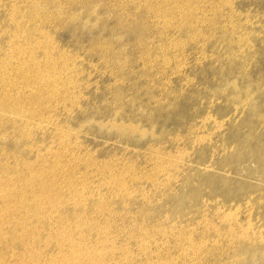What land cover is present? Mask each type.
Masks as SVG:
<instances>
[{
  "label": "rangeland",
  "instance_id": "1",
  "mask_svg": "<svg viewBox=\"0 0 264 264\" xmlns=\"http://www.w3.org/2000/svg\"><path fill=\"white\" fill-rule=\"evenodd\" d=\"M91 1L0 0V182L18 172L45 178L60 199L52 210L27 211L12 239L0 241V264L35 250L33 264H70L61 259L69 246L81 249L75 264H88L86 257L95 264H264V0ZM116 19L132 32L118 30Z\"/></svg>",
  "mask_w": 264,
  "mask_h": 264
},
{
  "label": "bare ground",
  "instance_id": "2",
  "mask_svg": "<svg viewBox=\"0 0 264 264\" xmlns=\"http://www.w3.org/2000/svg\"><path fill=\"white\" fill-rule=\"evenodd\" d=\"M3 1V0H2ZM44 1V0H43ZM47 1V0H46ZM50 1V0H49ZM91 1V0H90ZM94 1V0H93ZM96 1V0H95ZM94 1V2H95ZM176 1V0H175ZM235 1V0H234ZM242 1V0H241ZM61 2V1H60ZM79 2V1H78ZM92 2V1H91ZM121 2H122V4H123V0H121ZM128 2V1H127ZM126 2V3H127ZM142 2V1H141ZM145 2V1H144ZM179 2V1H178ZM177 2V3H178ZM221 2V1H220ZM228 2H229V0H228ZM12 3V2H11ZM48 3V2H47ZM63 3H65V2H63ZM97 3V2H96ZM138 3L139 4H142V3H140L139 2V0H138ZM196 3V2H195ZM219 3V2H218ZM224 3V2H223ZM234 3V2H233ZM48 4H51L50 2L48 3ZM53 4V3H52ZM59 4V3H58ZM90 4V3H89ZM114 4V3H113ZM117 4V3H116ZM119 4V3H118ZM130 4V3H129ZM136 4V3H135ZM180 4V3H179ZM185 4V3H184ZM187 4V3H186ZM185 4V5H186ZM235 4V3H234ZM5 5V4H4ZM65 5V4H64ZM86 5V4H85ZM228 5H229V3H228ZM233 5V4H232ZM10 6V5H9ZM30 6V5H29ZM45 6V5H44ZM46 6H48V5H46ZM51 6V5H50ZM82 6H84V5H82ZM119 6V5H118ZM122 6V5H121ZM126 6V5H125ZM145 6V5H144ZM215 6V5H214ZM223 6V5H222ZM242 6V5H241ZM31 7V6H30ZM33 7V6H32ZM65 7V6H64ZM111 7V6H110ZM113 7V6H112ZM123 7H124V5H123ZM127 7V6H126ZM136 7V6H135ZM191 7V6H190ZM210 7H212V6H210ZM227 7V6H226ZM231 7V6H230ZM233 7H235L234 5H233ZM49 8V7H48ZM52 8H53V6H52ZM116 8V7H115ZM114 8V9H115ZM141 8V7H140ZM26 9V8H25ZM45 9V8H44ZM193 9V8H192ZM205 9V8H204ZM232 9V8H231ZM12 10H13V8H12ZM52 10V9H51ZM68 10V9H67ZM109 10V9H108ZM107 10V11H108ZM124 10V9H123ZM135 10V9H134ZM187 10V9H186ZM243 10V9H242ZM19 11V10H18ZM65 11V10H64ZM110 11H112V9L110 10ZM147 12L148 11H150V12H153V10H146ZM208 11V10H207ZM206 11V13H208ZM212 11V10H211ZM222 11H223V9H222ZM229 11V10H228ZM232 11V10H231ZM236 11V10H235ZM239 11V10H238ZM247 11V10H246ZM10 12H12V11H10ZM15 12V11H14ZM13 12V13H14ZM30 12V11H29ZM105 12V11H104ZM122 12V11H121ZM127 12V11H126ZM191 12V11H190ZM210 12V11H209ZM218 12V11H217ZM220 12V11H219ZM226 12V11H225ZM230 12V11H229ZM240 12V11H239ZM251 12V11H250ZM54 13V12H53ZM119 13V12H118ZM129 13V12H128ZM127 13V14H128ZM134 13V12H133ZM154 13H155V11H154ZM173 13V12H172ZM175 13V12H174ZM174 13H173V15H171V17H174L175 15H174ZM220 13H222V12H220ZM228 13V12H227ZM227 13L225 14V16L224 17H226L227 16ZM232 13H235L234 11L232 12ZM237 13V12H236ZM244 13H245V10H244ZM115 14V13H114ZM135 14V13H134ZM150 14V13H149ZM169 14V13H168ZM177 14V13H176ZM188 14V13H187ZM195 14V13H194ZM193 14V15H194ZM201 14V13H200ZM243 14V13H242ZM130 15V14H129ZM190 15V14H189ZM201 15H203V14H201ZM229 15V14H228ZM236 15V14H235ZM238 15V14H237ZM244 15V14H243ZM242 15V16H243ZM251 15V14H250ZM249 15V16H250ZM115 16V15H114ZM134 16V15H133ZM184 16V15H183ZM205 16V15H204ZM222 15H220V17H221ZM232 16V15H231ZM241 16V15H240ZM246 16V15H245ZM9 17H11V16H9ZM29 17H30V15H29ZM36 17V16H35ZM41 17V16H40ZM43 17V16H42ZM68 17V16H67ZM117 17H118V14H117ZM121 17V16H120ZM147 17V16H146ZM145 17V18H146ZM168 17V16H167ZM171 17H169L170 19H171ZM186 17H187V15H186ZM194 17H196V16H194ZM199 17V16H198ZM211 17V16H210ZM214 17V16H213ZM215 17H216V15H215ZM214 17V18H215ZM47 18V17H46ZM111 18H113V17H111ZM116 18V17H115ZM126 18V17H125ZM130 18H132V15L130 16ZM150 18V17H149ZM157 18V17H156ZM159 18V17H158ZM168 18V19H169ZM174 18H176V17H174ZM204 18V17H203ZM209 18V17H208ZM212 18V17H211ZM218 18H219V16H218ZM218 18H217V22L219 21V20H221V19H219L218 20ZM227 18V17H226ZM238 18V17H237ZM242 18V17H241ZM262 18H263V16H262ZM19 19V18H18ZM28 19V21H30L29 20V18H27ZM38 19V18H37ZM122 20L124 19V18H121ZM120 19V20H121ZM135 19V18H134ZM193 19H195V18H193ZM201 19V18H200ZM210 19V18H209ZM213 19V18H212ZM211 19V20H212ZM216 19V18H215ZM231 20H232V18H230ZM229 19V20H230ZM240 19V18H239ZM238 19V20H239ZM20 20V19H19ZM50 20V19H49ZM67 20V19H66ZM125 20V19H124ZM123 20V21H124ZM143 20V19H142ZM147 20V19H146ZM158 20V19H157ZM182 20V19H181ZM184 20V19H183ZM205 20V19H204ZM226 20V19H225ZM247 20H248V18H247ZM247 20H246V22H247ZM257 20V19H256ZM17 21V20H16ZM126 21V20H125ZM166 21V20H165ZM189 21V20H188ZM187 21V22H188ZM233 21V20H232ZM258 21H260V20H258ZM17 22H19V21H17ZM31 22V21H30ZM33 22V21H32ZM44 22H46V21H44ZM50 22V21H49ZM72 22V21H71ZM128 22V21H127ZM143 22V21H142ZM141 22V23H142ZM159 22V21H158ZM162 22V21H161ZM164 22V21H163ZM173 22V21H172ZM175 22V21H174ZM173 22V23H174ZM191 22V21H190ZM197 22V21H196ZM212 22H214V21H212ZM238 22V21H237ZM241 22V21H240ZM245 22V21H244ZM264 22V21H263ZM23 23H25L24 21H23ZM124 23V22H123ZM122 23V24H123ZM147 23V22H146ZM170 23V22H169ZM172 23V24H173ZM175 23H177V22H175ZM179 23V22H178ZM177 23V24H178ZM181 23V22H180ZM234 23V22H233ZM249 23V22H248ZM257 23V22H256ZM19 24V23H18ZM36 24V23H35ZM38 24H39V22H38ZM41 24V23H40ZM68 24V23H67ZM115 24L116 25H118L117 27L119 28L118 30H122V32H123V30L124 31H131L130 30V24L129 23H125V25H121V23H120V21L119 20H117L116 19V21H115ZM132 24V23H131ZM151 24H153V22L151 23ZM156 24V25H155ZM171 24V23H170ZM188 24V23H187ZM195 24V23H194ZM214 24H217L216 22L214 23ZM224 24H226V23H224ZM236 24V23H235ZM239 24H241V23H238V25ZM251 24V23H250ZM254 24V23H253ZM259 24V23H258ZM257 24V25H258ZM24 25V24H23ZM28 25V24H27ZM45 25V24H44ZM113 25H114V23H113ZM143 25V24H142ZM142 25L138 22V23H136V25L135 26H138L137 27V29L138 30H140V28L142 27ZM166 26H167V24H165ZM182 25V24H181ZM185 25V24H184ZM196 25V24H195ZM197 25H198V22H197ZM203 25V24H202ZM222 25V24H221ZM232 26H233V24H231ZM230 25V26H231ZM67 26V25H66ZM69 26V25H68ZM74 26V25H73ZM144 26V25H143ZM154 26H157V23H154ZM169 26V25H168ZM173 26V25H172ZM175 26H178V25H175ZM201 26V25H200ZM209 26V25H208ZM211 26V25H210ZM214 26V25H213ZM220 26V25H219ZM248 25H246V27H247ZM111 27V26H110ZM109 27V28H110ZM132 27V26H131ZM161 27V26H160ZM171 27V26H170ZM182 28H183V26H181ZM180 27V28H181ZM196 27V26H195ZM215 27V26H214ZM220 27H222V26H220ZM225 26L223 25V28H224ZM235 27V26H234ZM233 27V28H234ZM236 27H241V26H236ZM245 27V28H246ZM263 27V26H262ZM65 28V27H64ZM74 28V27H73ZM143 29H145V27H142ZM152 28V27H151ZM159 28V27H158ZM157 28V29H158ZM166 28V27H165ZM178 28V27H177ZM185 28V27H184ZM190 28V27H189ZM193 28V27H192ZM202 28V27H201ZM216 28V27H215ZM222 28V29H223ZM259 28H261V26H259ZM0 29H1V27H0ZM23 29V28H22ZM41 29V28H40ZM111 29H112V27H111ZM113 29H114V27H113ZM147 29H148V27H147ZM146 29V30H147ZM162 30L163 28L161 27V28H159V30ZM167 29V28H166ZM172 29H173V27H172ZM187 29V28H186ZM197 29H198V27H197ZM207 29V28H206ZM211 29V28H210ZM226 29V28H225ZM224 29V30H225ZM236 29V28H235ZM239 29V28H238ZM251 29V28H250ZM258 29V28H257ZM256 29V30H257ZM17 30V29H16ZM25 30H28V29H25ZM29 30H30V28H29ZM107 30V29H106ZM149 30V29H148ZM175 30H176V27H175ZM202 30V29H201ZM219 30V29H218ZM217 30V31H218ZM13 31V30H12ZM33 31V30H32ZM58 31V30H57ZM195 31V30H194ZM198 31H199V29H198ZM210 31V30H209ZM215 31H216V29H215ZM220 31H222V30H220ZM232 31V30H231ZM235 31H237V30H235ZM254 31V30H253ZM14 32H15V29H14ZM29 32V31H28ZM27 32V33H28ZM116 32V31H115ZM132 32V31H131ZM135 33H136V31H134ZM139 32V31H138ZM138 32H137V34H138ZM141 32V31H140ZM148 32V31H147ZM159 32V31H158ZM161 32V31H160ZM178 32V31H177ZM195 32H197V31H195ZM201 32V31H200ZM202 32H203V30H202ZM224 32V31H223ZM227 32H228V30H227ZM258 32H259V30H258ZM23 33V32H22ZM106 33V32H105ZM117 33V32H116ZM128 33V32H127ZM135 33H134V35H135ZM156 33V32H155ZM164 33V32H163ZM166 33V32H165ZM189 33H190V31H189ZM210 33H211V31H210ZM229 33V32H228ZM248 33H249V31H248ZM31 34V33H30ZM177 34V33H176ZM192 34V33H191ZM218 34V33H217ZM222 34H224V33H222ZM235 34V33H234ZM240 33H238V35H239ZM253 34H255V32L253 33ZM259 34V33H258ZM262 34H264V33H262ZM34 35V34H33ZM124 35V34H123ZM154 35V34H153ZM161 35V34H160ZM159 35V36H160ZM163 35V34H162ZM161 35V36H162ZM167 35V34H166ZM179 35V34H178ZM195 35H196V33H195ZM236 35V34H235ZM248 35V34H247ZM250 35H252V34H250ZM249 35V36H250ZM23 36V35H22ZM29 36H32V35H29ZM125 36V35H124ZM133 36V35H132ZM142 36V35H141ZM140 36V37H141ZM160 36V37H161ZM171 36V35H170ZM207 36V35H206ZM205 36V37H206ZM210 36V35H209ZM209 36H208V38H209ZM232 36V35H231ZM261 36V35H260ZM18 37V36H17ZM139 37V38H140ZM145 37V36H144ZM150 37V36H149ZM178 37V36H177ZM197 37V36H196ZM215 37V36H214ZM219 37H221V34H220V36ZM227 37V36H226ZM256 37V36H255ZM10 38V37H9ZM27 38V37H26ZM130 38V37H129ZM135 38H137V37H135ZM186 38V37H185ZM188 38V37H187ZM201 38H202V36H201ZM211 38H212V35H211ZM224 38V37H223ZM232 38V37H231ZM234 38V37H233ZM142 39L143 38H141V40L140 41H142ZM148 39V38H147ZM153 39H155L154 37H153ZM152 39V40H153ZM159 39V38H158ZM171 39H172V37H171ZM175 39V38H174ZM215 39V38H214ZM222 39V38H221ZM239 39V38H238ZM245 39V38H244ZM243 39V40H244ZM135 40V39H134ZM145 40V39H144ZM161 40V39H160ZM165 40H167L166 38H165ZM176 40V39H175ZM180 40V37H179V39L178 40H176L177 41V43H178V41ZM192 40V39H191ZM195 40V39H194ZM197 40V39H196ZM203 40V39H202ZM201 40V41H202ZM216 40V39H215ZM218 40V39H217ZM217 40H216V42H217ZM229 40V39H228ZM261 40H262V38H261ZM260 40V41H261ZM264 40V39H263ZM33 41V40H32ZM102 41V40H101ZM147 41V40H146ZM150 41V40H149ZM149 41H147V42H149ZM182 41V40H181ZM189 40H187V42H188ZM198 41V40H197ZM210 41H211V39H210ZM224 41V40H223ZM229 41H231V40H229ZM241 41V40H240ZM21 42V41H20ZM26 42V41H25ZM30 42V41H29ZM99 42V41H98ZM116 42V41H115ZM136 42H138V41H136ZM143 42V41H142ZM159 42V41H158ZM158 42H157V44L156 45H158ZM168 42V41H167ZM167 42H165V43H167ZM170 42V41H169ZM183 42V41H182ZM203 42H205V41H203ZM220 42V41H219ZM225 42V41H224ZM250 42V41H249ZM11 43V42H10ZM19 43V42H18ZM134 43V42H133ZM144 43V42H143ZM160 43V42H159ZM175 43V42H174ZM194 43V42H193ZM195 43H196V41H195ZM242 43V42H241ZM20 44V43H19ZM22 44V43H21ZM33 44V43H32ZM128 44V43H127ZM173 44V43H172ZM182 44V43H181ZM184 44V43H183ZM186 44V43H185ZM201 44V43H200ZM221 44V43H220ZM226 44V43H225ZM229 44V43H228ZM227 44V45H228ZM259 44V43H258ZM31 45V44H30ZM41 45V44H40ZM103 45V44H102ZM115 45H117V44H115ZM124 45V44H123ZM136 45V44H135ZM155 45V44H154ZM168 45H170V44H168ZM175 44H173V46H174ZM176 45H178V44H176ZM202 45V44H201ZM203 45H204V43H203ZM208 45V44H207ZM230 45H231V43H230ZM48 46V45H47ZM130 46H131V44H130ZM129 46V47H130ZM134 46V45H133ZM140 46H142V45H140ZM148 46V45H147ZM146 45H145V47H147ZM161 46V45H160ZM184 46V45H183ZM236 46H237V44H236ZM247 46V45H246ZM251 46V45H250ZM264 46V45H263ZM32 47V46H31ZM101 47V46H100ZM111 47H113V46H111ZM119 47V46H118ZM120 47H122V46H120ZM128 47V48H129ZM144 47V46H143ZM144 47V48H145ZM150 47V46H149ZM172 47V46H171ZM198 47V46H197ZM232 47V46H231ZM248 47V46H247ZM8 48V47H7ZM27 48H29V47H27ZM95 48H96V46H95ZM135 48H137L136 46H135ZM134 48V49H135ZM159 48V47H158ZM173 48V47H172ZM234 48V47H233ZM242 48V47H241ZM261 48V47H260ZM51 49V48H50ZM66 49V48H65ZM100 49V48H99ZM118 49V48H117ZM132 49V48H131ZM150 49V48H149ZM183 49V48H182ZM214 49V48H213ZM229 49V48H228ZM231 49V48H230ZM1 50V49H0ZM15 50V49H14ZM93 50V49H92ZM96 50V49H95ZM159 50V49H158ZM165 50V49H164ZM177 50V49H176ZM196 50V49H195ZM220 50V49H219ZM242 50V49H241ZM244 50V49H243ZM249 50H251V49H249ZM253 50V49H252ZM259 50V49H258ZM262 50V49H261ZM260 50V51H261ZM22 52H23V50H21ZM65 51V50H64ZM146 51V50H145ZM149 51V50H148ZM155 51H156V49H155ZM168 51V50H167ZM175 51V50H174ZM178 51V50H177ZM184 51H186V50H184ZM202 51V50H201ZM204 51H206V50H204ZM213 51V50H212ZM211 51V52H212ZM248 51V50H247ZM28 52V51H27ZM69 52V51H68ZM108 52H110V50L108 51ZM144 52V51H143ZM142 52V53H143ZM147 52V51H146ZM151 52V51H150ZM153 52V54H154V51H152ZM161 52V51H160ZM159 52V53H160ZM165 52V51H164ZM210 52V51H209ZM264 52V51H263ZM12 53V52H11ZM15 53V52H14ZM94 53V52H93ZM98 53V52H97ZM117 53V52H116ZM130 53V52H129ZM133 53V52H132ZM141 53V52H140ZM141 53V54H142ZM148 53V52H147ZM146 53V54H147ZM156 53V52H155ZM162 53H163V51H162ZM168 53V52H167ZM174 53V52H173ZM183 53V52H182ZM196 53H197V50H196ZM213 53H215V52H213ZM220 53V52H219ZM226 53H227V49H226ZM249 53V52H248ZM255 53V52H254ZM8 54V53H7ZM72 54V53H71ZM151 54V53H150ZM172 54V53H171ZM178 54V53H177ZM181 54V53H180ZM186 54V53H185ZM201 54V53H200ZM208 54V53H207ZM215 54H217V53H215ZM228 54V53H227ZM231 54V53H230ZM263 54V53H262ZM5 55H6V53H5ZM34 55V54H33ZM39 55V54H38ZM143 55V54H142ZM145 55V54H144ZM225 55V54H224ZM237 55V54H236ZM239 55V54H238ZM27 56V55H26ZM77 56V55H76ZM151 56V55H150ZM168 56V55H167ZM166 56V57H167ZM190 56V55H189ZM205 56V55H204ZM230 56V55H229ZM233 56V55H232ZM240 56V55H239ZM249 56V55H248ZM251 56V55H250ZM258 56V55H257ZM81 57V56H80ZM138 57H139V54H138ZM141 57V56H140ZM140 57H139V61H140ZM155 57V56H154ZM157 57H159V56H157ZM206 57V56H205ZM261 57V56H260ZM83 58V57H82ZM156 58V57H155ZM174 58V57H173ZM181 58V57H180ZM189 58V57H188ZM202 58V57H201ZM211 58H213V56L211 57ZM225 58H226V55H225ZM230 58V57H229ZM239 58V57H238ZM253 58V57H252ZM255 58V57H254ZM253 58V59H254ZM18 59H20V58H18ZM65 59H67V58H65ZM148 59V58H147ZM150 59V58H149ZM168 59V58H167ZM166 59V60H167ZM171 59V57L169 58V60ZM207 59V58H206ZM245 59V58H244ZM257 59V58H256ZM21 60V59H20ZM47 60V59H46ZM101 60V59H100ZM128 60V59H127ZM158 60V59H157ZM180 60H182V59H180ZM229 60V59H228ZM246 60V59H245ZM13 61V60H12ZM11 61V62H12ZM29 61H31V60H29ZM68 61V60H67ZM73 61V60H72ZM89 61V60H88ZM92 61V60H91ZM98 61V60H97ZM146 61V60H145ZM255 61V60H254ZM257 61H259L258 59H257ZM256 61V62H257ZM10 62V63H11ZM22 62V61H21ZM129 62V61H128ZM152 62V61H151ZM172 62V61H171ZM217 62V61H216ZM246 62V61H245ZM48 63V62H47ZM94 63V62H93ZM137 63V62H136ZM145 63V62H144ZM147 63V62H146ZM173 63H175V62H173ZM247 63V62H246ZM9 64V63H8ZM20 64H22V63H20ZM82 64V63H81ZM100 64V63H99ZM105 64V63H104ZM131 64V63H130ZM133 64V63H132ZM147 64H149V63H147ZM181 64V63H180ZM254 64V63H253ZM74 65H75V62H74ZM94 65V64H93ZM138 65V64H137ZM168 65V64H167ZM176 65V64H175ZM185 65V64H184ZM196 65V64H195ZM5 66V65H4ZM14 66V64L12 65V67ZM17 66H18V64H17ZM131 66V65H130ZM134 66V65H133ZM143 66H144V64H143ZM197 66V65H196ZM210 66V65H209ZM251 66V65H250ZM81 67V66H80ZM168 67V66H167ZM252 67V66H251ZM262 67V66H261ZM57 68V67H56ZM74 68V67H73ZM144 68H145V66H144ZM242 68V67H241ZM9 69V68H8ZM106 69V68H105ZM109 69V68H108ZM107 69V70H108ZM134 69V68H133ZM146 69V68H145ZM244 69H245V67H244ZM6 70V69H5ZM14 71H15V69H13ZM18 70V69H17ZM23 70V69H22ZM57 70V69H56ZM97 70V69H96ZM100 70V69H99ZM103 70V69H102ZM112 70V69H111ZM114 70H116L115 68H114ZM131 70V69H130ZM246 70V69H245ZM2 71V70H1ZM10 71V70H9ZM77 71V70H76ZM91 71H92V68H91ZM143 71V70H142ZM231 71V70H230ZM11 73H12V71H10ZM9 72V73H10ZM16 72V71H15ZM57 72V71H56ZM71 72H72V70H71ZM70 72V73H71ZM119 72V71H118ZM127 72V71H126ZM140 72V71H139ZM147 72V71H146ZM167 72V71H166ZM179 72V71H178ZM177 72V73H178ZM222 72V71H221ZM246 72V71H245ZM1 73V72H0ZM10 73V74H11ZM17 74H18V72H16ZM73 73V72H72ZM95 73V72H94ZM135 73V72H134ZM252 73V72H251ZM21 74V73H20ZM22 74H24L23 72H22ZM21 74V75H22ZM51 74V73H50ZM88 74H90V73H88ZM132 74V73H131ZM138 74H141V73H138ZM145 74H147V73H145ZM162 74V73H161ZM14 75V74H13ZM55 75V74H54ZM71 75H73V74H71ZM112 75V74H111ZM116 75H117V73H116ZM127 75V74H126ZM136 75V74H135ZM144 75V74H143ZM142 75V76H143ZM165 75H166V73H165ZM184 75H185V73H184ZM183 75V76H184ZM8 76V74H6V77ZM12 76V75H11ZM25 76V75H24ZM42 77L43 76H45V75H41ZM48 76V75H47ZM159 76V75H158ZM169 76V75H168ZM177 76V75H176ZM196 76V75H195ZM224 76V75H223ZM10 77V76H9ZM16 77V76H15ZM15 77H14V79H15ZM71 77V76H70ZM126 77V76H125ZM148 77V76H147ZM146 77V78H147ZM187 77H189V76H187ZM3 78V77H2ZM5 78V77H4ZM8 78V77H7ZM28 78V80H29V77H27ZM6 79V78H5ZM59 79V78H58ZM116 79V78H115ZM125 79V78H124ZM169 79V78H168ZM172 79H175V78H172ZM214 79V78H213ZM3 80V79H2ZM1 80V81H2ZM9 80H10V78H9ZM13 80V79H12ZM18 80V79H17ZM38 80V79H37ZM40 80V79H39ZM43 80H45V78L43 77ZM50 80V79H49ZM54 80V79H53ZM69 80H71V78H69ZM76 80V79H75ZM91 80V79H90ZM152 80V79H151ZM170 80V79H169ZM190 80V79H189ZM215 80V79H214ZM0 81V82H1ZM4 81V80H3ZM14 81V80H13ZM25 81V80H24ZM30 81V80H29ZM41 81V80H40ZM48 81V80H47ZM68 81V80H67ZM81 81V80H80ZM117 81V80H116ZM122 81V80H121ZM120 81V82H121ZM124 81V80H123ZM122 81V82H123ZM166 81V80H165ZM183 81H185V80H183ZM6 82V81H5ZM9 82V81H8ZM33 82V81H32ZM44 82V81H43ZM53 82V81H52ZM69 82V81H68ZM67 82V83H68ZM88 82H89V80H88ZM115 82V81H114ZM154 82V81H153ZM192 82V81H191ZM7 83V82H6ZM11 83V82H10ZM17 82H15V84H16ZM47 83V82H46ZM45 83V84H46ZM56 83V82H55ZM67 83L65 84V85H67ZM70 83V82H69ZM118 83V82H117ZM116 83V84H117ZM186 83V82H185ZM236 83V82H235ZM1 84H2V82H1ZM14 84V83H13ZM14 84V85H15ZM25 84V83H24ZM23 84V85H24ZM29 84H31V82L29 83ZM73 84H74V82H73ZM152 84V83H151ZM191 84V83H190ZM22 85V86H23ZM44 85V84H43ZM43 85H41V86H43ZM51 85H53V84H51ZM50 85V86H51ZM56 85V84H55ZM201 85H203V84H201ZM13 86V85H12ZM15 86H17V85H15ZM20 85L18 84V87H19ZM22 86H20V87H22ZM37 86V85H36ZM39 86V85H38ZM182 86V85H181ZM5 87V86H4ZM7 87V86H6ZM14 87V86H13ZM33 87V86H32ZM32 87H31V89H32ZM45 87V86H44ZM54 87V86H53ZM63 87H65L64 85H63ZM81 87V86H80ZM97 87V86H96ZM145 87H146V85H145ZM147 87H148V85H147ZM165 87V86H164ZM185 87H187V86H185ZM203 87V86H202ZM206 87V86H205ZM204 87V88H205ZM249 87H250V85H249ZM12 88V87H11ZM36 88V87H35ZM41 88V87H40ZM48 88V87H47ZM61 88V87H60ZM70 88V87H69ZM109 88H110V86H109ZM140 88V87H139ZM158 88V87H157ZM201 88V87H200ZM247 88V87H246ZM8 89V88H7ZM19 89V88H18ZM25 89V88H24ZM38 89V88H37ZM75 89V88H74ZM195 89V88H194ZM197 89V88H196ZM2 90H3V88H2ZM36 90V89H35ZM34 90V91H35ZM69 90V89H68ZM146 90V89H145ZM216 90V89H215ZM214 90V91H215ZM219 90H221V89H219ZM0 91H1V88H0ZM9 91V90H8ZM19 91H20V89H19ZM23 91V90H22ZM34 91H32V92H34ZM58 91V90H57ZM83 91V90H82ZM141 91V90H140ZM139 91V92H140ZM148 91H150V90H148ZM171 91V90H170ZM196 91V90H195ZM240 91V90H239ZM242 91V90H241ZM4 92V91H3ZM31 92V91H30ZM40 92V91H39ZM47 92H48V89H47ZM76 92V91H75ZM121 92V91H120ZM146 92V91H145ZM245 92H246V90H245ZM1 93V92H0ZM23 93H25V92H23ZM112 93V92H111ZM137 93H138V91H137ZM199 93V92H198ZM216 92H214V94H215ZM254 93V92H253ZM3 94V93H2ZM8 94V93H7ZM12 94V93H11ZM21 94V93H20ZM27 94V93H26ZM41 94V93H40ZM74 94V93H73ZM148 94H149V92H148ZM152 94V93H151ZM161 94V93H160ZM248 94V93H247ZM13 95V94H12ZM16 95V94H15ZM44 95V94H43ZM114 95V94H113ZM123 95V94H122ZM162 95V94H161ZM160 95V96H161ZM232 95V94H231ZM8 96V95H7ZM10 96V95H9ZM17 96V95H16ZM21 96V95H20ZM159 96V95H158ZM246 96V95H245ZM5 97V96H4ZM12 97V96H11ZM25 97H26V95H25ZM42 97V96H41ZM116 98H118L117 96H115ZM254 97V96H253ZM32 98V97H31ZM141 98V97H140ZM157 98V97H156ZM230 98H232V97H230ZM250 98H251V96H250ZM1 99V98H0ZM7 99H8V97H7ZM19 99H21V98H19ZM26 99V98H25ZM35 99H36V97H35ZM46 99V98H45ZM70 99V98H69ZM69 99H68V101H69ZM78 99V98H77ZM89 99V98H88ZM87 99V100H88ZM126 99V98H125ZM139 99V98H138ZM165 99H167V98H165ZM235 99H237V98H235ZM239 100H240V98H238ZM4 99H2V101H3ZM31 100V99H30ZM66 100V99H65ZM122 100V99H121ZM148 100V99H147ZM150 100H153V99H150ZM248 100H249V98H248ZM10 101V100H9ZM14 101H16V98H15V100ZM33 101V100H32ZM52 101V100H51ZM81 101V100H80ZM136 101H137V99H136ZM229 101V100H228ZM243 101V100H242ZM250 101V100H249ZM248 101V102H249ZM7 102V101H6ZM12 102V100L10 101V103ZM31 102V101H30ZM89 102V101H88ZM119 102V101H118ZM147 102V101H146ZM145 102V103H146ZM155 102V101H154ZM153 102V103H154ZM244 102V101H243ZM251 102V101H250ZM257 102V101H256ZM255 102V103H256ZM17 103V102H16ZM14 104V106L15 105H18V104ZM43 103V102H42ZM142 103H144V102H142ZM144 103V104H145ZM148 103V102H147ZM3 104H4V102H3ZM2 103L0 104V107L3 105ZM31 104V103H30ZM33 104V103H32ZM71 104V103H70ZM78 104H80V103H78ZM115 104V103H114ZM136 104V103H135ZM135 104H133V105H135ZM151 104V103H150ZM154 104H156V103H154ZM158 104V103H157ZM232 104H233V101H232ZM240 104H242V103H240ZM13 105V104H12ZM19 105H21V104H19ZM18 105V106H19ZM28 106H29V103L27 104ZM120 105V104H119ZM121 105H123V104H121ZM132 105V106H133ZM173 104H171V106H172ZM22 106V105H21ZM71 106V105H70ZM81 106V105H80ZM140 106V105H139ZM155 106V105H154ZM170 106V105H169ZM3 107V106H2ZM10 106L8 105V107H6L7 109L9 108ZM12 107V106H11ZM23 107V106H22ZM21 107V108H22ZM137 107H138V105H137ZM158 107V106H157ZM12 108H14V107H12ZM20 108V109H21ZM28 108V107H27ZM47 108V107H46ZM69 108V107H68ZM141 108H142V105H141ZM145 108H148L149 109V107H146L145 106ZM257 108V107H256ZM70 109V108H69ZM80 109V108H79ZM84 109V108H83ZM133 108H131L130 109V111L132 110ZM155 109H157L156 107H155ZM161 109H163V107L161 108ZM254 109H255V107H254ZM11 110V109H10ZM16 110V109H15ZM27 110H29V109H27ZM150 110V109H149ZM4 111V110H3ZM25 111V110H24ZM24 111H23V113H24ZM34 111V110H33ZM32 111V112H33ZM115 111V110H114ZM133 111V110H132ZM8 112V111H7ZM26 112V111H25ZM31 112V113H32ZM137 112V111H136ZM135 112V113H136ZM147 112V111H146ZM145 112V113H146ZM11 113V112H10ZM60 113V112H59ZM58 113V114H59ZM86 113V112H85ZM147 113H149V112H147ZM0 114H1V112H0ZM22 114V113H21ZM25 114V113H24ZM33 114V113H32ZM139 114V113H138ZM143 114V113H142ZM208 114V113H207ZM8 115V114H7ZM27 115V114H26ZM31 115V114H30ZM152 115H153V113H152ZM206 115V114H205ZM209 115V114H208ZM210 115H211V113H210ZM6 116V115H5ZM24 116V115H23ZM22 116V117H23ZM36 116V115H35ZM61 116V115H60ZM114 116V115H113ZM138 116V115H137ZM20 117H21V115H20ZM65 117V116H64ZM24 118V117H23ZM26 118V117H25ZM151 118V117H150ZM207 118V117H206ZM8 119V118H7ZM13 119V118H12ZM21 119V118H20ZM67 119V118H66ZM104 119V118H103ZM106 119H108V118H106ZM122 119V118H121ZM207 119H209V118H207ZM14 121H15V119H13ZM26 120H27V118H26ZM26 120H25V122H26ZM50 120V119H49ZM124 120V119H123ZM130 119H128V121H129ZM200 120V119H199ZM201 120H203V119H201ZM215 120V119H214ZM237 120V119H236ZM11 120H9V122H10ZM23 121V120H22ZM57 121V120H56ZM111 121V120H110ZM134 121V120H133ZM136 121V120H135ZM6 122V121H5ZM58 122V121H57ZM66 122V121H65ZM132 122V121H131ZM22 123V122H21ZM49 123V122H48ZM105 123V122H104ZM122 123V122H121ZM130 123V122H129ZM12 124H14L15 125V123L13 122ZM29 124V123H28ZM58 124V123H57ZM56 124V125H57ZM62 124V123H61ZM60 124V125H61ZM64 124V123H63ZM102 124V123H101ZM195 124V123H194ZM2 125V124H1ZM13 125V126H14ZM21 125V124H20ZM32 125V124H31ZM68 125V124H67ZM125 125V124H124ZM156 125V124H155ZM18 126V125H17ZM24 126H25V124H24ZM50 126H51V124H50ZM63 126V125H62ZM200 126V125H199ZM5 127V126H4ZM23 127V126H22ZM32 127V126H31ZM37 127V126H36ZM118 127H119V125H118ZM129 128L127 131H132L134 128L132 127V126H129V125H127V126H122V124H121V126H120V130H126V129H124V128ZM156 127V126H155ZM191 127V126H190ZM7 128V127H6ZM25 128V127H24ZM34 128H35V125H34ZM34 128H32V129H34ZM49 128V127H48ZM65 128V127H64ZM71 128V127H70ZM78 128V127H77ZM76 128V129H77ZM143 128H145V127H143ZM13 129V128H12ZM11 129V130H12ZM57 129V128H56ZM63 129V128H62ZM73 129V128H72ZM24 130V129H23ZM26 130H27V128H26ZM52 130V129H51ZM58 130V129H57ZM68 130V129H67ZM148 130V129H147ZM201 130H202V128H201ZM18 131V130H17ZM28 131V130H27ZM31 131V130H30ZM39 131V130H38ZM66 131V130H65ZM72 131V130H71ZM77 130H75V132H76ZM144 131V130H143ZM150 131V130H149ZM163 131V130H162ZM12 132H14V131H12ZM16 132V131H15ZM36 132V131H35ZM51 132V131H50ZM49 132V133H50ZM54 132H56V131H54ZM60 132V131H59ZM80 132V131H79ZM189 132H190V130H189ZM31 133V132H30ZM63 133V132H62ZM66 133V132H65ZM19 134V133H18ZM151 134V133H150ZM149 134V135H150ZM155 134V133H154ZM5 135V134H4ZM13 135H14V133H13ZM68 135V134H67ZM71 135V134H70ZM76 135V134H75ZM16 136V135H15ZM63 136H64V134H63ZM156 136V135H155ZM6 137H9V136H6ZM26 137H27V135H26ZM33 137V136H32ZM56 137V136H55ZM77 137V136H76ZM80 137V136H79ZM154 137V136H153ZM157 137V136H156ZM1 138V137H0ZM59 138V137H58ZM61 138V137H60ZM64 138V137H63ZM4 139V138H3ZM3 139H2V141H3ZM15 139V138H14ZM51 139V138H50ZM49 139V140H50ZM71 140V139H70ZM74 140V139H73ZM1 141V140H0ZM2 141H1V143H2ZM82 141V140H81ZM17 142V141H16ZM205 142V141H204ZM1 143H0V145H1ZM4 143V142H3ZM15 143V142H14ZM48 143V142H47ZM5 144V143H4ZM22 144H23V141H22ZM37 144V143H36ZM24 145V144H23ZM30 145V144H29ZM10 146V145H9ZM33 146V145H32ZM45 146V145H44ZM25 147V146H24ZM2 148V147H1ZM25 148H27V147H25ZM41 148V147H40ZM3 150V149H2ZM6 150V149H5ZM41 150V149H40ZM66 150V149H65ZM73 150V149H72ZM32 151V150H31ZM30 151V152H31ZM38 151V150H37ZM2 152V151H1ZM4 152V151H3ZM37 153V152H36ZM8 154V153H7ZM13 154H14V152H13ZM72 154V153H71ZM79 154V153H78ZM15 155V154H14ZM38 155V154H37ZM47 155V154H46ZM2 156V155H1ZM4 156V155H3ZM51 156H52V154H51ZM81 156V155H80ZM8 157V156H7ZM54 157V156H53ZM84 157V156H83ZM82 157V158H83ZM3 158V157H2ZM38 158V157H37ZM81 158V159H82ZM1 159V158H0ZM14 159V158H13ZM15 159H16V157H15ZM3 160V159H2ZM2 160H1V162H2ZM12 160V159H11ZM260 160V159H259ZM10 161V160H9ZM16 162V161H15ZM24 162V161H23ZM27 163V162H26ZM3 164V163H2ZM18 164V163H17ZM37 164V163H36ZM58 164V163H57ZM60 164V163H59ZM1 166V165H0ZM20 166V165H19ZM2 167V166H1ZM15 167V166H14ZM8 168V167H7ZM17 168V167H16ZM99 168V167H98ZM97 168V169H98ZM6 169V168H5ZM15 169V168H14ZM9 170V169H8ZM11 170H13L12 168H11ZM43 170V169H42ZM7 171V170H6ZM2 172V171H1ZM17 172V171H16ZM23 172V171H22ZM59 172V171H58ZM2 173H4V172H2ZM19 173V172H18ZM18 173H17V175L16 176H10V175H8L7 176V174H6V172H5V174H6V177L5 178H7L6 179V183H5V185L3 186L1 183L2 182H0V201H1V203H5L4 205H1L0 206V241H3V242H5V243H7V240L8 239H12V237H13V234H14V226L16 225V223L19 221V222H25L24 220H29V215H27V211L29 210V209H31V210H33L34 212H36V214L37 213H39V212H41V211H48V210H52L54 207H56V205L59 203V201H60V199L59 198H56L55 197V195H54V193L53 192H50V191H48L47 189H46V187H47V185L48 184H50V181H49V183H47L46 181H45V178H43V180L42 179H31L30 177H28V176H23V175H19L18 176ZM5 174H3V175H5ZM8 174H9V172H8ZM174 174H175V172H174ZM27 175V174H26ZM44 175V174H43ZM121 175V174H120ZM177 175V174H176ZM18 176V177H17ZM172 176H173V174H172ZM11 177H13V178H11ZM148 177V176H147ZM147 177H146V179H147ZM178 177V176H177ZM153 178V177H152ZM151 178V179H152ZM135 179H136V177H135ZM138 179V178H137ZM142 179V178H141ZM141 179H139V180H141ZM154 179V178H153ZM1 180V179H0ZM3 180V179H2ZM143 181V180H142ZM153 181V180H152ZM14 182H18L20 185H18V187L16 188V186L17 185H15L14 184ZM146 182H147V180H146ZM154 182V181H153ZM148 183V182H147ZM146 185V184H145ZM11 186H13V188H11L10 190L9 189H7V187H11ZM51 187V186H50ZM90 187V186H89ZM124 187V186H123ZM154 188V187H153ZM97 189V188H96ZM95 189V190H96ZM158 189V188H157ZM94 190V191H95ZM165 190V189H164ZM12 191V193H10ZM134 191V190H133ZM151 191V190H150ZM93 192V191H92ZM137 192V191H136ZM83 194V193H82ZM115 194V193H114ZM84 195V194H83ZM105 195V194H104ZM95 196V195H94ZM93 196V197H94ZM106 196V195H105ZM163 196V195H162ZM87 197V196H86ZM117 198V197H116ZM103 199V198H102ZM204 199V198H203ZM219 199V198H218ZM150 200V199H149ZM159 201V200H158ZM205 201V200H204ZM203 201V202H204ZM124 202V201H123ZM209 202V201H208ZM234 202V201H233ZM14 203V204H13ZM98 203V202H97ZM96 203V204H97ZM101 203V202H100ZM128 203H129V201H128ZM213 203V202H212ZM13 204V205H12ZM114 204V203H113ZM149 204H150V202H149ZM207 204V203H206ZM222 204V203H221ZM239 204V203H238ZM12 205V206H11ZM91 206H92V204H90ZM225 205V204H224ZM249 205V204H248ZM90 206V207H91ZM116 206V205H115ZM250 206H251V204H250ZM86 207H87V205H86ZM106 207H107V204H106ZM216 207H217V205H216ZM247 207V206H246ZM22 208H24L25 210H23ZM205 208H206V206H205ZM219 208V207H218ZM224 208V207H223ZM105 209H107V208H105ZM221 209V208H220ZM237 209V208H236ZM94 210H95V208H94ZM111 210V209H110ZM105 211V210H104ZM109 211V210H108ZM107 211V212H108ZM216 211V210H215ZM214 211V212H215ZM240 211V210H239ZM32 212V211H31ZM113 212V211H112ZM117 212V211H116ZM214 212H212V213H214ZM218 212V211H217ZM233 212V211H232ZM231 212V213H232ZM250 212V211H249ZM248 212V213H249ZM43 213V212H42ZM68 213H69V211H68ZM109 213V212H108ZM124 213V212H123ZM205 213H207V212H205ZM222 213V212H221ZM223 213H225V212H223ZM230 213V214H231ZM34 214V213H33ZM32 214V215H33ZM73 214H75V212L73 213ZM86 214V213H85ZM102 214H103V212H102ZM115 214V213H114ZM118 214V213H117ZM203 214V213H202ZM214 214H216V213H214ZM228 214V213H227ZM237 214V213H236ZM31 215V214H30ZM35 215V214H34ZM43 214H41V216H42ZM48 215V214H47ZM46 215V216H47ZM67 215V214H66ZM82 215V214H81ZM94 215V214H93ZM112 215H113V213H112ZM206 215V214H205ZM211 215V214H210ZM217 215H219V213L217 214ZM224 215V214H223ZM61 216V215H60ZM68 216V215H67ZM91 216V215H90ZM111 216V215H110ZM149 216V215H148ZM221 216V215H220ZM236 216H238V215H236ZM251 216V215H250ZM54 217V216H53ZM83 217L84 216H82V219H83ZM100 217V216H99ZM107 217V216H106ZM222 217H224V216H222ZM227 217H229V216H227ZM233 217V216H232ZM38 218V217H37ZM55 218V217H54ZM77 218H78V216H77ZM86 218V217H85ZM108 218V217H107ZM106 218V219H107ZM203 218V217H202ZM205 218H207V217H205ZM211 218V217H210ZM230 218H231V216H230ZM236 218V217H235ZM44 219V218H43ZM49 219H51V218H49ZM59 219V218H58ZM61 219V218H60ZM63 219V221H64V218H62ZM75 219V218H74ZM96 219V218H95ZM115 219V218H114ZM159 219V218H158ZM223 219V218H222ZM221 219V220H222ZM35 220H36V218H35ZM55 220H57V219H55ZM76 220V219H75ZM74 220V221H75ZM79 220V219H78ZM88 220V219H87ZM86 220V221H87ZM90 220V219H89ZM88 220V221H89ZM105 220V219H104ZM110 220V219H109ZM112 220V219H111ZM224 220V219H223ZM58 221V220H57ZM68 221V220H67ZM77 221V220H76ZM81 221V220H80ZM85 221V222H86ZM91 221H92V219H91ZM100 221V220H99ZM114 221V220H113ZM132 221H133V219H132ZM163 221V220H162ZM166 221H167V219H166ZM237 221V220H236ZM32 222V221H31ZM37 222V221H36ZM44 222V221H43ZM69 222V221H68ZM70 222H71V220H70ZM83 222H84V220H83ZM82 222V223H83ZM104 222V221H103ZM174 222V221H173ZM230 222V221H229ZM232 222V221H231ZM250 222V221H249ZM60 223H61V221H60ZM81 223V224H82ZM108 223H110L109 221H108ZM160 223V222H159ZM176 223V222H175ZM239 223V222H238ZM246 223V222H245ZM32 224V223H31ZM31 224H29V225H31ZM37 224V223H36ZM59 224V223H58ZM92 224V222H90V225ZM100 224V223H99ZM103 224V223H102ZM131 224V223H130ZM140 224V223H139ZM153 224V223H152ZM171 224V223H170ZM231 224V223H230ZM241 224V223H240ZM243 224V223H242ZM254 224V223H253ZM40 225V224H39ZM83 225V224H82ZM95 226H96V223L94 224ZM107 225V224H106ZM136 225V224H135ZM154 225V224H153ZM161 225V224H160ZM173 225V224H172ZM17 226V225H16ZM37 226V225H36ZM61 226V225H60ZM103 226V225H102ZM130 226V225H129ZM229 226V225H228ZM239 226V225H238ZM247 225H245V227H246ZM44 227V226H43ZM80 226H78V228H79ZM84 227H85V224H84V226H83V229H84ZM92 227V226H91ZM106 227H108V225L106 226ZM130 227H132V226H130ZM160 227V226H159ZM244 227V228H245ZM252 227H253V225H252ZM29 228V227H28ZM52 228V227H51ZM71 228V227H70ZM74 228H75V226H74ZM78 228H77V230H78ZM80 228H82V226L80 227ZM94 228V227H93ZM92 228V229H93ZM143 228V227H142ZM155 228V227H154ZM226 228V227H225ZM241 228V227H240ZM58 229V228H57ZM82 229V230H83ZM91 229V228H90ZM97 229V228H96ZM95 229V230H96ZM106 229V228H105ZM110 229V228H109ZM131 229V228H130ZM170 230H171V228H169ZM231 229H232V226H231ZM230 229V230H231ZM252 229V228H251ZM17 230V229H16ZM25 230H26V228H25ZM55 230V229H54ZM76 230V229H75ZM85 230V229H84ZM94 230V229H93ZM104 230V229H103ZM132 230V229H131ZM165 230V229H164ZM243 230V229H242ZM32 231H33V229H30V230H28V231H25L24 232V234H26L27 235V237H30L29 235H31V233H32ZM115 231V230H114ZM148 231V230H147ZM174 231V230H173ZM199 231V230H198ZM204 231V230H203ZM202 231V232H203ZM227 231V230H226ZM245 231V230H244ZM243 231V232H244ZM257 231V230H256ZM73 232V231H72ZM78 232H80L81 233V230L80 231H78ZM92 232V231H91ZM130 232V231H129ZM150 232V231H149ZM153 232V231H152ZM262 232V231H261ZM141 233V232H140ZM166 233V232H165ZM201 233V232H200ZM229 233V232H228ZM255 233V232H254ZM260 233V232H259ZM88 234H90V233H88ZM174 234V233H173ZM232 234V233H231ZM231 234H229V235H231ZM233 234H234V232H233ZM104 235V234H103ZM151 235V234H150ZM155 235H158V233L157 234H155ZM169 235V234H168ZM241 235V234H240ZM245 235V234H244ZM257 235H258V233H257ZM256 235V236H257ZM21 236V235H20ZM73 236V235H72ZM78 236H81V235H78ZM106 236V235H105ZM119 236V235H118ZM160 236V235H159ZM158 236V237H159ZM178 236V235H177ZM223 236V235H222ZM226 236V235H225ZM242 236V235H241ZM254 236H255V234H254ZM255 236V237H256ZM49 237V236H48ZM74 237H77V236H74ZM82 237V236H81ZM80 237V238H81ZM90 237V236H89ZM166 237V236H165ZM180 237V236H179ZM218 237V236H217ZM227 237H228V235H227ZM233 237H234V235H233ZM246 237V236H245ZM258 237V236H257ZM261 238H262V236H260ZM87 238H88V236H87ZM86 238V239H87ZM163 238V237H162ZM167 239H168V236L166 237ZM221 238H223V237H221ZM229 238V237H228ZM236 238V237H235ZM240 238V237H239ZM88 240V239H87ZM97 240V239H96ZM224 240V239H223ZM264 240V239H263ZM149 241V240H148ZM80 242V241H79ZM169 242V241H168ZM192 242V241H191ZM262 242V241H261ZM215 243V242H214ZM77 244V243H76ZM5 245V244H4ZM87 245V244H86ZM112 245V244H111ZM116 245V244H115ZM7 246V245H6ZM233 246V245H232ZM133 247V246H132ZM151 247V246H150ZM3 247H2V245H0V250L2 249ZM6 248V247H5ZM46 248V247H45ZM92 248V247H91ZM138 248V247H137ZM79 248H76L75 246H69L67 249H64V253H63V255L61 256V259L63 258V260H65V261H68V263L70 262V264H75L76 262H77V258H78V256L77 255H75V253H79L80 254V251L79 250H81V249H79ZM12 250V249H11ZM131 250V249H130ZM212 250V249H211ZM145 251V250H144ZM208 251H210V250H208ZM53 252V251H52ZM95 252V251H94ZM77 253V254H78ZM145 253V252H144ZM18 254H20L19 256H18ZM18 254H16V258L18 257V259H16V261L15 260H13V262H11L10 264H33V263H35L37 260H38V256H39V254H38V252L35 250L33 253H27V254H22V253H18ZM52 254V253H51ZM57 254V253H56ZM92 254V253H91ZM2 255V254H1ZM206 255H208V252H207V254ZM49 256H50V254H49ZM48 256V257H49ZM152 256V255H151ZM12 257V256H11ZM14 257H15V255H14ZM52 257V256H51ZM156 260V259H155ZM57 261V260H56ZM85 261H87V263L88 264H95V261L90 257V258H88V257H86V259H85ZM53 262V261H52ZM147 262V261H146ZM157 262V261H156ZM61 263V262H60ZM140 263V262H139ZM47 264H48V262H47ZM144 264V263H143ZM159 264V263H158ZM210 264V263H209Z\"/></svg>",
  "mask_w": 264,
  "mask_h": 264
}]
</instances>
